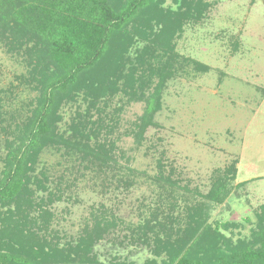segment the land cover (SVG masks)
Segmentation results:
<instances>
[{
  "label": "trees",
  "instance_id": "obj_1",
  "mask_svg": "<svg viewBox=\"0 0 264 264\" xmlns=\"http://www.w3.org/2000/svg\"><path fill=\"white\" fill-rule=\"evenodd\" d=\"M171 1L175 7L167 0H0V44L26 66L0 89V264H137L100 260L96 246L121 222L104 204L93 208L75 238L53 228L54 205L72 197L76 176L53 178L38 165L54 148L118 187L135 183L136 170L123 169L111 138L119 115L126 104L145 103L132 131L138 145L149 127L160 126L155 117L164 89L180 69L177 38L212 4ZM184 59L198 72L210 69ZM22 87L35 94L20 109L5 110L3 95L17 97ZM80 96L86 108L77 109L62 131V107ZM118 96L122 104L110 110ZM236 176L237 160L218 170L203 193L161 155L153 176L157 204L130 227L131 241L153 254L143 264H264V204L249 237L233 240L226 231L239 224L212 219L238 186Z\"/></svg>",
  "mask_w": 264,
  "mask_h": 264
},
{
  "label": "rangeland",
  "instance_id": "obj_2",
  "mask_svg": "<svg viewBox=\"0 0 264 264\" xmlns=\"http://www.w3.org/2000/svg\"><path fill=\"white\" fill-rule=\"evenodd\" d=\"M209 1L206 16L189 23L177 38L180 69L164 89L163 106L155 117L160 126L149 127L146 139L138 145L132 131L145 103L126 104L119 115L111 138L123 169L136 170L132 186L118 187L116 181L81 168L54 148L41 156L38 167L47 168L51 177L63 172L67 180L76 176L69 191L72 197L54 205L53 228L65 239L77 237L100 204L119 217L118 228L96 246L102 261L143 264L153 256L148 246L131 241L130 227L143 222L157 204L159 189L153 176L161 155L176 167L184 183L203 193L218 170L237 160L234 184L238 186L212 213L214 221L239 224L226 231L233 240L250 236L256 210L264 204V0ZM166 5L175 7L171 0ZM184 57L206 64L209 71H196ZM25 71L21 58L0 44V89ZM34 94L24 87L17 90V97L6 93L4 109H20ZM120 99L113 100L110 110L122 104ZM86 105L81 96L64 105L60 129L65 131L77 109L83 111Z\"/></svg>",
  "mask_w": 264,
  "mask_h": 264
}]
</instances>
